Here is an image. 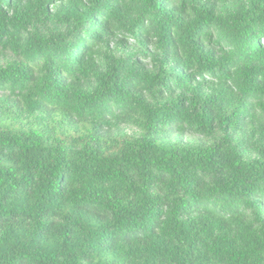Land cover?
<instances>
[{"label":"trees","instance_id":"16d2710c","mask_svg":"<svg viewBox=\"0 0 264 264\" xmlns=\"http://www.w3.org/2000/svg\"><path fill=\"white\" fill-rule=\"evenodd\" d=\"M263 216L264 0H0V264H264Z\"/></svg>","mask_w":264,"mask_h":264},{"label":"rangeland","instance_id":"374dc122","mask_svg":"<svg viewBox=\"0 0 264 264\" xmlns=\"http://www.w3.org/2000/svg\"><path fill=\"white\" fill-rule=\"evenodd\" d=\"M132 46V49H134V46L132 44H130ZM126 131L130 134V135H133V134H136V130L133 129V128H126ZM264 218V216H263Z\"/></svg>","mask_w":264,"mask_h":264}]
</instances>
